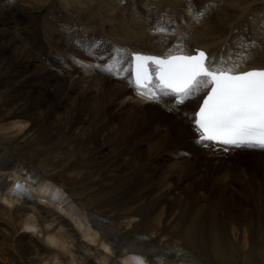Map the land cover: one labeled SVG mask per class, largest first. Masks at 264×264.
Masks as SVG:
<instances>
[{
	"label": "bare ground",
	"instance_id": "1",
	"mask_svg": "<svg viewBox=\"0 0 264 264\" xmlns=\"http://www.w3.org/2000/svg\"><path fill=\"white\" fill-rule=\"evenodd\" d=\"M208 1L210 0H170L171 12L169 13L172 14L174 19L169 20L170 24H165L166 26L169 25L167 27L171 30L166 34L155 33L154 28L158 23H149V21H143L140 17L131 23L123 24L120 28L116 26L118 28L116 31L122 35H118L119 33L116 35V32H114L115 37L112 40L110 52L113 51L111 54L117 49H128L131 52H146L164 56L169 49L175 51L178 46H185L188 53H192L194 48H203L207 50L210 56L219 59L221 56L227 57L229 52L235 54L241 51L238 47L241 41L235 37L240 32L239 30L246 31V37H248V33L253 37L259 36L261 27L264 25L254 18L253 13H251L252 9L245 8V5L255 0H227L230 1L231 12H228L229 9L218 11L221 8L219 5L215 7L214 12H211L210 18L200 17V13L196 11L195 6L203 4L204 8L209 9ZM6 3L9 5L7 8H0V68L7 73V77H5L12 86V90H10L12 95L4 103L5 105L3 104L7 123L1 125L2 132L0 134V208L2 210L0 211L8 219L11 218L13 221L17 219V225L13 224L16 226L14 234H19L18 232L23 230L35 232L36 235L26 232L21 235L20 233L22 237L17 241L31 257H35L36 264H64L60 262L61 257L68 264H137L135 258L139 256L148 258L149 264H158V258L161 256L166 258L165 264H264L263 201L262 203L241 202L244 211L241 214L230 215L226 208L227 206L228 208L235 207L236 202H228V204H223L220 200L204 203L174 202L169 201L167 196L162 197L158 193L153 197L151 188L148 191L147 187L137 186L136 184L135 187H127L126 190L117 193V196L121 194L118 197L112 196L113 186L111 185L112 190H106V188L104 191L105 196H103L105 198L101 197L91 202L90 199L74 198L76 194L83 195L82 187L74 186L72 188L67 177L65 178L68 182H63L61 179L53 181L49 163H44V167L41 169L35 166L28 167V163L31 162L32 165L34 156L37 154L36 144H32V132L34 135L37 132V137L40 138L46 136L57 138L58 145L55 143L52 145L56 148V152H60L59 150L62 147H69L71 142L79 144L81 141L82 144V141L85 140L84 134L80 133L85 131L83 128L93 115L94 107L91 99L97 97V93L91 92L86 97H81L78 91L75 92L74 88L67 86L66 77H73L72 72L68 69L72 67L69 63L70 56H90V58L95 59L94 69L82 67L83 71L89 73L92 80H89L90 78L87 75L82 74L81 78L88 81L81 80L80 83L88 82L90 85H105L107 79L112 80L111 75L99 71L96 67L97 65L103 66L109 63L111 56L106 53L107 51H101L105 48L103 39L99 38L100 40H98L92 37V34H76V45L69 46L65 43V45L63 44L64 49L59 51L60 54H58V50L53 47L55 46L53 42H56L54 36L62 34L61 31L63 30L56 23L59 20H65L69 25L74 13L78 10L74 5H70V1L62 5L59 4L64 8L56 10L58 13H64L61 19H57L52 13L53 11H50L53 7L38 8L36 5L32 6L33 9L29 7V11H24L19 7L20 4L17 0H9ZM89 3L88 6L90 7ZM144 5L156 18L160 19H162L165 7H167H164L165 4L160 1H154L153 3L146 1ZM17 10L23 15L22 18H20V13ZM173 13L176 15H173ZM176 16L180 17V22ZM185 18L187 22L184 23ZM188 20L193 21L188 22ZM12 24L15 26L13 27ZM102 27L103 25L99 28V31L102 30ZM110 28L113 29L111 25ZM91 32L94 33L95 31L92 30ZM67 35L71 36L68 33ZM81 38L82 43L79 44L78 40ZM250 39L252 38H247L246 41ZM97 43L101 52L95 53L96 51L94 52L93 48ZM247 53L248 60L243 64L241 71L251 68H264V42H260L258 46L254 45L248 48ZM36 54L43 55V60H35ZM106 56V63L101 64ZM73 71L75 73L76 66ZM92 73L94 74L92 75ZM78 79L80 80V78ZM98 80H101V82L96 83ZM113 81L116 83L113 85L108 97L120 93L125 100L129 97L135 98L122 80ZM47 89L54 90V103L52 102L54 99L46 95L45 91ZM3 96H5V93L0 89V102ZM131 101L142 108H144L143 104L151 105L155 109L151 113L152 115L155 114L156 117L163 111L170 112V117H175L177 121L186 125L193 138L192 143L195 146L202 147L195 142L196 134L188 124L189 112H193L195 107H188L184 111L178 110L166 97L158 103H147L138 99ZM107 125L96 126L94 133H91V136L85 140L88 146L100 142L99 138L96 137L99 132L105 133L106 137L111 135L112 131ZM5 130H9L10 134L5 135ZM65 131L73 132L72 137L65 136ZM171 131L183 133V131L176 130L174 124L168 128V134H166L168 137L169 134L171 135ZM30 136L31 141L29 142L28 139L30 138L28 137ZM164 142H166V139ZM22 144L23 147L20 146ZM46 144L47 147L50 146L49 148L52 149L49 142ZM158 147H160V144ZM154 150L156 151V148ZM99 152L98 155L101 154V159H103L102 149ZM205 152L211 157H230L234 155L231 152L227 155L223 151L210 148L205 149ZM143 154L145 153L143 152ZM149 154L148 156L151 157L152 153ZM251 154L264 158V153L254 151ZM110 163L112 162L110 161ZM120 165L114 167L116 170H110L108 175L119 178L120 174L128 171L119 170V168L121 169ZM126 168H129V165L124 167V169ZM97 172L96 175L100 174ZM141 172L143 174V170ZM151 172L152 170H150ZM74 174H77V172ZM92 174L95 175L91 172L90 177H94ZM78 175L79 173L76 176ZM134 175L136 176V173ZM167 175L169 174L167 173ZM124 178L126 179V177ZM133 178L135 177L133 176ZM91 179L87 180L90 181ZM121 179L123 181V178ZM158 179L156 177L157 181ZM63 180L65 181V179ZM149 180L151 179L149 178ZM18 181L22 182L26 189L20 198L13 195V188ZM142 181L144 179H140V182ZM124 182L126 183L125 180ZM108 186H110L109 183ZM251 209L259 214L256 218L253 217ZM237 218L240 222H237L238 224L235 223ZM93 224L96 226L95 228L92 227ZM39 236L41 239L38 238ZM83 239L86 242H83ZM38 242L43 244L42 249L46 252L41 251L42 253L36 256L35 252L42 250H37V247L40 246ZM51 246L56 247L58 250H53L54 247L52 249ZM46 253L49 255L55 253V255L49 257L46 256Z\"/></svg>",
	"mask_w": 264,
	"mask_h": 264
},
{
	"label": "rangeland",
	"instance_id": "2",
	"mask_svg": "<svg viewBox=\"0 0 264 264\" xmlns=\"http://www.w3.org/2000/svg\"><path fill=\"white\" fill-rule=\"evenodd\" d=\"M7 1L9 2V0H0L1 9L7 8L9 6L6 3ZM69 1H70V5H74L76 9L78 10L74 13V17H73L74 20L72 19L69 25H67L65 20L63 21L59 20L56 23V25L63 30L61 31L62 34H56L54 36L56 42L55 41L53 42V45H55L53 47H55L58 50L57 51L58 54H60L59 51L64 49L63 44L65 45V43H67L69 44V46L76 45V42H75L76 34H79V35H87V34L91 35L92 34L91 35L92 37H95L97 39L99 38L103 39L105 48L101 51L103 52L107 51L106 53H108L109 56H111L110 54L112 53L113 50L111 52L110 50L112 49V43H113L112 40L115 37L114 32H116V35L119 33L116 31V29H118L116 28V26L120 28L123 24L125 25L127 23H131L135 21V19L138 17H140L143 21L146 20V19H143V17L149 18V16H147L146 13H142L144 12V10L147 11L149 15H151V18L152 17L156 18V16L153 15L150 11H148V9L145 7L144 4L146 1H149L150 3H153L154 1H160L163 4H165L164 7L167 6L168 9L171 11L170 0H126L127 4L123 3V0H112V1L111 0H97V1L88 0V2L87 0H81V1L80 0H62V1L61 0H30V1L29 0H17L18 4H20L19 7L22 8V10L24 11H29L30 9H33L32 6H36V5L38 8L39 7H44V8L53 7L50 9V11L51 12L53 11L52 13L57 19L63 18V14H64L62 12L58 13V11H56L58 9L64 8L63 6H59V4L62 5L65 2L69 3ZM210 1H208L209 9L204 8L203 4H197L195 6V9L197 12L200 13L201 11H205V15L203 16L204 18L206 17L210 18L211 12H214L215 7L219 5L221 6V8H219L218 11H221V10L224 11L228 9H229L228 12L232 11V9L229 7L230 1L229 2L227 0H210ZM55 2H57L58 5L55 4ZM89 2L90 3L92 2L93 4L92 3L90 4ZM88 3L90 7L88 6ZM26 6L28 7V9ZM245 8L246 9L248 8L249 10L252 9L251 13H253L254 18L257 21H259L260 24L264 25V0L250 1L247 5H245ZM17 11L19 12V10ZM19 16L20 18L23 17L21 13ZM170 18L171 19L169 20L174 19L172 18V14H170ZM176 18L179 22L181 21L179 16H176ZM190 18L192 19V17ZM96 20H97V23H96ZM153 21H156V20H153ZM192 21L193 20H188V22H192ZM183 22L184 23L187 22L186 18ZM105 23H108V24L106 25ZM12 25L13 27L15 26L14 24ZM102 25L104 28L102 27V30L99 31V28ZM110 25L113 28L112 30L110 28ZM73 28H75V30ZM261 28H262L260 31L261 35L259 34V36L253 37L248 33V37H246L247 32L244 30H239L240 32H238L235 37H237L239 41H241V39L246 41L247 38H252L248 40L247 42L258 46L260 45V42H264V26H262ZM90 30L91 31L93 30L95 32L93 33ZM97 32H100V33H97ZM67 33L68 34L72 33V34L71 36H68ZM118 35H122V34L119 33ZM78 43L79 44L82 43V38L78 40ZM36 55L37 56H35V60L36 59L43 60V57H44L43 55L41 54H36ZM75 57L76 56L74 57L70 56L69 63L72 67H69L68 69H70V72H72L73 77L72 78L66 77L65 81L68 84L67 86L70 88H74L73 90L75 92L78 91L81 97H86V95L91 92L97 93V97H94L93 99H91V103L94 107L93 115L85 124V127L83 128L85 129V131L81 130L82 133L80 134H84V137L86 140L87 138L91 136V133H94V130H96V126H101L104 124H108L107 127L112 131V133L111 135H108L107 137L105 136V133H100V132L99 134L97 133L98 135L96 137L99 138L100 142L96 145L94 144L92 146H88L85 140L82 141V144L80 143L81 141L79 142V144L77 142L76 143L71 142L70 143L71 146L69 145V147H66V148L62 147L61 150H59L60 152H56V148L52 147V145L54 143L58 145L57 138H52L50 136L40 138V137H37L38 136L37 132L35 133V135L32 132L31 133L33 137L32 144H36L35 150L37 151V154L34 156V162L32 163V165H31V162L28 163V167L35 166L36 168L41 169L44 167V163H49V165H51L50 174L53 177L51 178L53 181H59L61 179V181L63 182H68L66 181V178H65L67 177V179L70 180L68 183L71 184L72 188L74 186L82 187V192L84 196L82 194H81L82 196L81 195L79 196V194L78 195L76 194L74 195V198L76 199L84 198L85 200L90 199L89 201L91 202L94 201V199L98 200L101 197L105 198L104 191L106 188H107L106 190H110V189L112 190L111 185L113 186L112 196H117V193L118 194L121 193L122 191L126 190L127 187H132V186L135 187L136 184L137 186L147 187L146 189H149L148 191H150V188H151V191H153L152 192L153 197L156 195V193H158L162 197L167 196L169 201L171 200L174 202L177 201L181 203H186V202L204 203V202H214V200L215 201L220 200L221 203L223 204H228V202H236L235 207L232 206L231 208H228L227 206L226 208V210L229 211L230 215H235L239 213L241 214L244 211L243 206H242L243 203L241 204V202H246V201H251L254 203L255 202L262 203V201L264 202V158H261V157L259 158L258 155L256 156L255 154H251L250 151L234 153V155L230 157H222V156L211 157L209 156L206 153L207 151L205 152L206 148L204 147L202 148L200 146L199 148L198 146H195L192 143L193 138L190 132L188 131V129L186 128V125L177 121L175 117H170L169 116L170 112L166 113L165 111H163L160 114H158V117H156L155 114L152 115L151 113V111L155 110L154 107H152L151 105H146L142 103L144 105V108H142L138 104L136 105L134 102L131 101V100H136L133 97H129L127 100H125L123 95H121L120 93H116L115 96L113 97H108V94L111 93L112 91L113 85L116 83L115 81H113V79L112 80L107 79L106 80L107 83L105 85H90L88 82L87 83L84 82V84H81L80 83L81 80L88 81L87 79L85 80L82 79L81 75L85 74L87 75V77H89V73H86V71H83L82 65H80V63L77 64V62L74 61ZM77 58L90 62V65L95 63L94 62L95 59L90 58V56H80ZM75 66H76V71L74 73L73 70ZM92 66H93L92 68L91 67L89 68L94 69L95 64ZM0 70L2 71V72L0 71V75H1L0 76V82H1L0 89L2 90L3 93H5V96H3L0 102V134H1L2 132L1 125L7 123V121L5 120L6 113L3 110V104L7 102V100L12 95L10 91L12 90V86L7 81L6 71H3V69L1 68ZM93 74L94 73H92V75ZM78 78H80V80ZM67 80L70 83H68ZM89 80H92V79L90 78ZM100 82L101 80H98L96 83H100ZM45 93L50 98L54 99L52 100V102L54 103L55 102L54 90L47 89ZM129 123H132V124H129ZM173 124L176 130L183 131V133L180 134L178 132L171 131V135L169 134V137H168L166 135L168 134V128H170L171 125ZM56 129L59 130L58 127H56ZM120 130H121V133H120ZM122 131L124 134L122 133ZM87 133H90V134L88 135ZM4 134L9 135L10 134L9 130H5ZM64 135L65 136L69 135V137H72L73 132L65 131ZM28 138H30L28 139L30 142L31 136ZM165 139L167 143L166 142L163 143ZM153 140L155 141V143ZM45 142L46 143L49 142L51 144L52 149L49 148L50 146L47 147V144ZM158 143L160 144V147H158L159 146ZM20 146L23 147V144ZM155 148H156V151L154 150ZM100 149H102V152H103L102 153V155L104 156L103 159H101V154L98 155L100 153L99 152ZM151 150H153L154 152ZM147 151L148 153L146 154ZM143 152L145 154H143ZM150 152L152 153L151 154L152 159L150 156H148L150 155L149 154ZM225 154L228 155L229 153L225 152ZM47 159L49 161H45ZM110 161L112 163H110ZM118 164L119 165L121 164L120 165L121 169L119 168V170H128L126 171V173L127 172L128 173L120 174L118 176L119 178L108 175L110 170H116V168L114 167L118 166ZM126 165H129V168L124 169ZM52 166H55V167H52ZM97 168H98V172H97ZM91 169L95 170L97 173H100L98 174L100 177L96 175V172L92 171ZM105 170L108 172L106 173ZM142 170H143V174L145 175L142 174L141 172ZM150 170H152L151 173H150ZM136 171L139 173H137ZM71 172L73 173V175ZM76 172L77 174L79 173L78 176H76L77 174H74ZM86 172L89 173L88 176H86L87 174ZM91 172H93L97 177L93 174L92 176L94 177H90ZM135 173H136V176L134 175ZM162 173L164 174L166 173L165 176H163L164 174ZM167 173L169 175H167ZM133 176L135 177L133 178L134 180L132 179ZM124 177H126V179L128 180H126ZM156 177L157 179L159 178L158 181L156 180ZM89 178L90 179L92 178L93 180L91 179L90 181H88L87 179ZM121 178H123V181ZM129 178H131L132 180ZM149 178L151 180H149ZM63 179H65V181ZM72 179L74 180L72 181ZM78 179H80V181H78ZM140 179H144V181L140 182ZM124 180L126 181L127 184L124 182ZM155 180L157 181V183L155 182ZM138 182H139V185H138ZM153 182L155 183V185ZM108 183L110 186H108ZM118 187L120 188V190ZM66 189L68 191L69 189L68 186ZM90 194H92L93 196H91ZM88 195H90L91 197ZM95 195L96 197H94ZM207 199L209 201H206ZM251 210H252L253 217L256 218L259 214L255 210L253 209ZM1 211H0V264H23V263L24 264H29V263L36 264L35 257L34 258L31 257L30 254L26 252L23 249V247H21V245L18 244L19 238L22 237L21 236L22 233L25 234L26 232L28 234L29 233L35 234V232L34 231L28 232L29 230L28 231L23 230V231L18 232L19 234H14V228L16 226H14L13 224L17 225L16 223L17 219L16 220L14 219L13 221V219L9 218L11 220V223H10V220L8 219V217L3 216ZM17 215L19 216V214ZM235 221H236L235 223L237 222L240 223L239 218H237ZM38 238H40V236ZM83 242H86V240L83 239ZM39 244L40 246H38L39 248L37 247V250L42 249L43 247L42 246L43 244L41 242H38V245ZM53 247L54 246H51L50 248L53 249ZM55 248L56 247H54L53 250H58L57 248L56 249ZM41 251L43 253L46 252L45 250L42 249V250L37 251V253L35 252V255L36 256L37 254L40 255V253H42ZM52 255L54 256L55 253H52L51 255L46 253V256L53 257ZM61 258H60L61 263L68 264V263H65V259L63 257ZM57 262L59 263V261ZM236 264H239V263H236Z\"/></svg>",
	"mask_w": 264,
	"mask_h": 264
},
{
	"label": "snow or ice",
	"instance_id": "3",
	"mask_svg": "<svg viewBox=\"0 0 264 264\" xmlns=\"http://www.w3.org/2000/svg\"><path fill=\"white\" fill-rule=\"evenodd\" d=\"M204 15L201 11L200 17ZM170 31L163 23L154 28L160 34ZM253 46L241 39V51L229 52L219 59L204 50L190 54L185 46H178L175 51L169 49L163 57L133 54L127 83L149 102L167 97L174 100L176 107L202 96L190 119L195 142L206 149L264 150V69L241 71L248 60L247 49ZM121 52L117 49L115 55L119 57ZM120 65L121 60L116 58L96 67L115 76L125 71ZM25 191L24 184L18 181L13 195L20 198ZM135 259L137 264H149L146 257ZM165 260L159 257L158 264H165Z\"/></svg>",
	"mask_w": 264,
	"mask_h": 264
}]
</instances>
